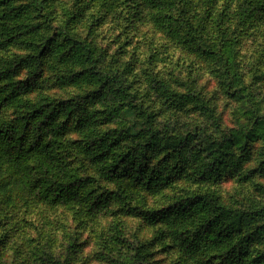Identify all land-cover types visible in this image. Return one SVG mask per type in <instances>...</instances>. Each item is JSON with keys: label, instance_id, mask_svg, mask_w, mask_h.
Returning a JSON list of instances; mask_svg holds the SVG:
<instances>
[{"label": "rangeland", "instance_id": "rangeland-1", "mask_svg": "<svg viewBox=\"0 0 264 264\" xmlns=\"http://www.w3.org/2000/svg\"><path fill=\"white\" fill-rule=\"evenodd\" d=\"M163 1L15 0L0 7V127L14 125L23 144V167L11 160L0 175V264H224L223 249L189 250L220 229L209 226L213 209H187V228L158 219L198 194L234 210L221 227L243 224L252 244L246 260L264 264V12L244 29L236 0ZM226 61L246 82L242 98L227 89ZM118 82L158 119L127 115L120 91L113 105L100 99ZM42 103L50 107L26 125V114ZM44 118L49 133L39 131ZM136 118L146 124L134 139ZM150 139L163 143L154 162L160 182L167 180L163 188L144 190L95 164L99 141L109 146V166L114 155ZM45 145L56 153L50 173ZM57 174L85 180L78 200L56 195Z\"/></svg>", "mask_w": 264, "mask_h": 264}, {"label": "trees", "instance_id": "trees-1", "mask_svg": "<svg viewBox=\"0 0 264 264\" xmlns=\"http://www.w3.org/2000/svg\"><path fill=\"white\" fill-rule=\"evenodd\" d=\"M126 2H132V0H125ZM238 4V20L239 25L244 29L249 27L252 23L253 19L260 16L261 13L264 12V0H236ZM15 0H4L0 2V7L4 4H7L9 7L14 4ZM143 2L147 5H155V7H164L163 0H143ZM139 4V3H138ZM145 7L143 3L140 2V5ZM143 13V10H140V14ZM139 14V15H140ZM181 17V15H180ZM188 21V18H187ZM193 34L196 30H192ZM189 32V30H188ZM171 33H176V29L171 28ZM196 34L199 35L198 30ZM53 40L51 41V45H53ZM81 43L77 44L79 46ZM76 45V46H77ZM205 45L207 48L213 47L215 44L210 40L206 39ZM53 45L52 47H54ZM88 48V49H87ZM83 49L85 51L92 52L88 45H84ZM90 49V50H89ZM192 53V52H189ZM69 58L74 60H79L80 56L71 53ZM85 63V62H84ZM101 72L105 69L103 64H101V68H98ZM105 73V72H103ZM224 77L228 78L229 85L227 87L228 90L236 89L233 94L241 98L243 97V92L246 90V82L241 80L239 76L232 75L231 68L229 62L226 61L224 65V71L222 72ZM120 83L118 82L117 85L114 84L117 88H108L105 91H102L99 96L100 99H108L110 101V105H113L114 96L116 93H123V96L128 98V102L124 104L126 106L125 113L127 115H135L138 111L142 113H149V108L145 107L146 103L142 100L136 104L132 101L136 98L135 92L129 93L127 90H122L119 88ZM161 86V89L168 91L170 88L167 87L165 82H158ZM157 85V84H156ZM156 85L153 86V89H156ZM120 91V92H119ZM11 97L10 99H12ZM156 102L154 99L152 103ZM50 105H44V103L40 104V106H34L32 109L26 114V125L33 124L35 121L42 116ZM172 112H180L181 109H171ZM170 116H173L172 114ZM155 119L156 114L152 115ZM24 120L25 117H22ZM48 118L42 119L39 126L40 132H50V121H47ZM173 119L168 120L169 127L176 126L175 123L171 122ZM151 121V120H149ZM137 124H133L135 129H138L137 132L132 133V138L137 139L141 135H143L145 123H141L138 118H136ZM141 123V124H140ZM140 124V126H139ZM79 126L83 131H89L90 127L86 123V121L80 120ZM155 131L158 132L157 127L158 124L155 122ZM185 127V126H183ZM86 129V130H85ZM183 128L182 130H184ZM57 129H54L51 133L55 132ZM191 132H195V128L192 126ZM121 135L123 134L124 137L127 135L128 129L126 127L119 129ZM17 131L14 125L5 124L0 127V142H2L3 150L0 151V175L4 172V164L9 163L12 160L13 165L18 168L20 171L21 167H23V152H22V145L19 140L17 139ZM129 135V134H128ZM131 138V137H130ZM98 141V138H97ZM35 146V145H34ZM163 148V143L161 140H148L145 144L139 143L138 145L133 146L132 148L128 149L120 155L118 160L115 159V155L113 156L112 164L108 166V159H109V146L104 144V141H99V144L96 146L98 151L97 159L95 160V164L102 170L103 175H107L111 173V171L117 172L122 177L126 178L130 182H135L139 187L143 188L144 190H154L163 188L167 185V180H164L162 183L160 182L161 174H160V166L154 164L156 159L158 158V154L160 153V149ZM42 152H47L45 155L46 160L44 162L45 172L50 173L49 167L52 166L53 162L56 159V153L50 152V146H43ZM91 155H94L91 153ZM96 155V154H95ZM48 169V170H47ZM55 171V168H54ZM57 174L55 178H53V189L56 192L57 196H61L67 201H75L78 200L82 193L84 192V183L85 180L79 178L77 180H72L70 177L69 180H66L62 177L58 176ZM108 176V175H107ZM59 177V178H58ZM64 179V180H63ZM199 196H195L192 198H187L186 200L178 201V203L173 204L168 209L163 210L159 213L158 219L167 222L173 228L175 227H182L187 228L188 225V216L186 215L187 209L190 208H198L201 205H204L203 210L209 211V209H213L215 214L208 218L210 223L209 226L213 228L220 227V229L212 235L204 234V238L201 240L197 238L198 242H191L192 246L189 248L191 250V254L193 256L204 254L206 255L210 251H214L216 253H220V251H224V259L226 264H250V260H246V258L251 253V237L249 234H242L243 232V224H238L237 222H232L227 226L221 227V225H225L226 220L223 219L224 216L233 214V209L229 206H225L222 202L217 200H201L202 198L208 199V196H203L198 194ZM100 205V203H99ZM152 216V214H150ZM228 249V250H226ZM224 263V264H225Z\"/></svg>", "mask_w": 264, "mask_h": 264}]
</instances>
